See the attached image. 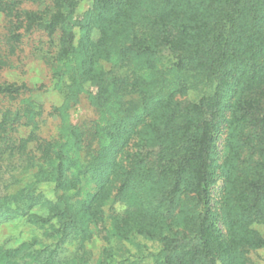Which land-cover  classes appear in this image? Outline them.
Masks as SVG:
<instances>
[{"label": "trees", "instance_id": "trees-1", "mask_svg": "<svg viewBox=\"0 0 264 264\" xmlns=\"http://www.w3.org/2000/svg\"><path fill=\"white\" fill-rule=\"evenodd\" d=\"M80 2L0 0L12 38L21 28L59 33L49 63L63 99L56 115L66 119L83 94L97 112L41 137L43 104L26 83L0 81V151L24 157L15 187L0 192V225L25 219L46 239L0 241V264H90L86 243L106 220L107 237L127 247L112 253L141 236L159 243L143 256L152 264H264L250 255L264 249L255 226L264 223V0H92L78 16ZM112 202L126 208L106 215Z\"/></svg>", "mask_w": 264, "mask_h": 264}, {"label": "rangeland", "instance_id": "rangeland-1", "mask_svg": "<svg viewBox=\"0 0 264 264\" xmlns=\"http://www.w3.org/2000/svg\"><path fill=\"white\" fill-rule=\"evenodd\" d=\"M92 0H81L77 7L76 14L83 16L89 7ZM22 8L37 9L38 4L27 1L21 5ZM11 17L4 11L0 10V59L6 61V65L0 69L1 82H16L26 83L31 89L26 95L34 96L38 103L43 104L44 115L40 122L38 133L41 137L50 138L56 136L64 121L70 120L74 124H83L96 118L97 112L95 107L90 103L87 94H83L81 100L72 108L68 109V116L56 115L57 107L61 106L63 99L61 94L54 89L51 79L50 61L57 49L59 33L53 37L48 32L43 30H34L32 32H24V29H19L23 35L19 39L11 37ZM79 32V30H78ZM80 32L78 38L80 37ZM99 35V30L92 31V37L96 39ZM89 86V84H88ZM8 102H3L2 105H7ZM1 105V104H0ZM54 112V114L52 113ZM30 128H21L16 134L17 138L27 136ZM227 129L224 128L218 138L219 162H222L229 154V148L226 145ZM37 146L33 142L28 150L35 151ZM125 156H121L124 158ZM24 157L19 153H11L10 150L2 153L0 151V192L8 186L13 185L17 178L21 176V164ZM22 185L21 183L18 184ZM225 185L224 177L218 180L212 191V203L216 211L221 210L223 192ZM17 186V185H16ZM46 191L49 196H53L52 187L46 186ZM126 205L121 202H112L105 207V214L109 215L113 212H122ZM110 226V220L94 224L95 233L90 241L86 243V248L92 252L90 264H120V260L125 256H129L131 260L143 258L151 251L159 250L158 242L145 239L144 237H136L133 242L127 243L130 251L125 252L118 247L114 248V252L110 251L112 246H122L127 248L121 242L109 239L107 237V228ZM257 229L264 234V223L255 224ZM44 239L43 229L32 225L25 219L14 218L4 221L0 225V241L6 247L17 246L23 241L32 240L34 237ZM71 250L77 248V242H68ZM123 254V255H122ZM251 258L258 263H264V249H258L250 253ZM151 257H144L143 264H152Z\"/></svg>", "mask_w": 264, "mask_h": 264}]
</instances>
